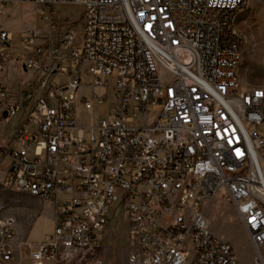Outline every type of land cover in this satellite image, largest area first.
Here are the masks:
<instances>
[{"label":"built area","instance_id":"obj_1","mask_svg":"<svg viewBox=\"0 0 264 264\" xmlns=\"http://www.w3.org/2000/svg\"><path fill=\"white\" fill-rule=\"evenodd\" d=\"M248 2L0 0V197L57 210L54 233L27 245L0 200V264H21L23 248L30 264H103L82 254L103 245L113 207L128 227L125 264H240L206 216L217 198L262 263L264 85L238 73ZM23 3L37 6L46 36L3 27L6 8ZM70 5L82 9L81 33L55 17ZM84 74L93 93L79 99ZM97 88L111 91L108 116L80 126L79 109L92 118L93 102L109 100ZM150 106L161 107L152 125Z\"/></svg>","mask_w":264,"mask_h":264},{"label":"rangeland","instance_id":"obj_2","mask_svg":"<svg viewBox=\"0 0 264 264\" xmlns=\"http://www.w3.org/2000/svg\"><path fill=\"white\" fill-rule=\"evenodd\" d=\"M46 15H50V11H46ZM55 17L60 20H69L74 23L77 33L82 32V9L79 6H64L56 9ZM3 27L19 35L24 34L27 30H38L42 36L48 33V23L42 19L38 13L37 6L34 3H23L7 7L3 15ZM237 27L241 31L244 39V56L239 67L238 73L240 79L246 87H256L264 85V0H249L248 5L243 9L237 18ZM17 52L14 53L15 57ZM82 86L78 90V98L90 97L93 89L89 87L92 78L88 75L82 76ZM112 85V80H110ZM109 92V100L105 103H99L97 100L93 102L94 115L89 117L79 109L80 126L87 127L100 118L108 116L111 106V91L105 88H97L95 93L100 97ZM160 106H150L148 123L152 125L157 115L160 113ZM136 127H144L145 114L137 113L135 116ZM17 125L16 121H12L6 126L9 132ZM67 199L61 196L60 200ZM0 200L6 202L10 207V211L14 213L17 219L22 222L30 213V205L25 200H16L15 196L4 194ZM48 204L34 221L28 224L27 243L38 244L43 242L44 237L53 234L55 223L50 218L49 213L56 210L53 203ZM53 206V208L51 206ZM206 216L208 218L212 231L218 236L228 241L235 249L240 264H254L256 250L250 243L246 230L241 225L232 207L224 201L217 198L208 206ZM127 223L121 210L113 207L108 215V223L104 231L103 245L95 251L85 252L82 256L93 263L102 262L103 264H125L130 252V246L127 241ZM259 253L262 256L264 264V245L260 247ZM27 250H22V264L27 262Z\"/></svg>","mask_w":264,"mask_h":264},{"label":"crops","instance_id":"obj_3","mask_svg":"<svg viewBox=\"0 0 264 264\" xmlns=\"http://www.w3.org/2000/svg\"><path fill=\"white\" fill-rule=\"evenodd\" d=\"M21 77H23V75L20 74V78ZM6 126L4 128H5L6 135H8L14 128L11 131L8 132L6 130ZM0 128H3V125H0ZM15 198H16V200H25L30 205L29 206L30 207V213L28 214V216L26 218H24V220L22 222H20V220L17 219V217L15 216L16 220H17L16 230H17L18 241H20V243L21 242H25L27 245L28 244L37 245V244H34V243H27L28 224L31 221H34L41 213H43L44 208L47 207L48 204H46L45 202H42V201H40L38 199H33V198L27 197V196H20V197L15 196ZM51 207L53 208V206H51ZM11 213H12V211H11ZM12 214L14 215V213H12ZM56 215H57V210H55L54 212L49 213V215H48V216H50V218L53 220L54 223H56ZM49 235H51V234H49ZM23 249H25V248H23ZM16 259L18 261H21V264H22V251H21V255H18V257ZM27 262L30 264L29 258H28Z\"/></svg>","mask_w":264,"mask_h":264}]
</instances>
